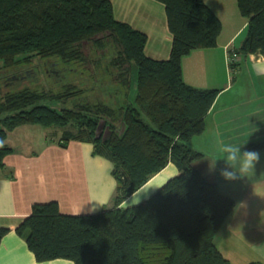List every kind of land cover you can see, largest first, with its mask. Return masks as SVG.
I'll list each match as a JSON object with an SVG mask.
<instances>
[{
    "label": "trees",
    "instance_id": "16d2710c",
    "mask_svg": "<svg viewBox=\"0 0 264 264\" xmlns=\"http://www.w3.org/2000/svg\"><path fill=\"white\" fill-rule=\"evenodd\" d=\"M156 1L173 36L163 61L145 54L146 34L118 21L110 0H0V71L18 73L39 58L62 72L49 75L61 81L60 92L25 83L0 94V168L14 153L8 134L38 125L55 129L61 147L92 143L117 182L113 206L97 213L64 214L55 200L33 205L15 231L38 262L231 264L216 236L236 201L196 168L204 153L191 145L220 90L195 88L182 76L185 55L217 46L222 21L204 0ZM237 4L248 23L236 53L264 55V0ZM262 149L264 142L248 148ZM170 163L176 176L148 199L122 206ZM9 232L0 228V243Z\"/></svg>",
    "mask_w": 264,
    "mask_h": 264
},
{
    "label": "crops",
    "instance_id": "0c3cea01",
    "mask_svg": "<svg viewBox=\"0 0 264 264\" xmlns=\"http://www.w3.org/2000/svg\"><path fill=\"white\" fill-rule=\"evenodd\" d=\"M110 1L118 21L146 34L145 54L154 60H168L173 36L164 4L156 0ZM204 1L222 21V32L216 47L195 49L183 57L182 76L190 86L219 89L220 93L205 117L204 132L191 140V145L204 153L195 166L224 195L236 201L223 225L225 236L232 240L229 248L241 252L246 260L242 264H264V149L257 150L260 161L253 172L231 181L220 175L225 163L219 151L221 141L243 144L242 151L264 142V55H240L233 72L228 51L236 52L242 45L246 35L241 36L247 30L248 19L237 10L234 0ZM221 2L226 6L220 7ZM31 137L30 134L28 139L19 138L20 144L31 143ZM15 138L11 141L14 153L5 157V167L0 168V228L10 230L0 243V264H74L64 259L38 262L15 230L30 215L35 203L55 200L61 212L69 215L111 208L117 188L113 165L94 155L92 143L73 140L67 147H61L59 139L52 138L39 150L22 151ZM177 174V167L168 164L122 206L148 199Z\"/></svg>",
    "mask_w": 264,
    "mask_h": 264
},
{
    "label": "rangeland",
    "instance_id": "374dc122",
    "mask_svg": "<svg viewBox=\"0 0 264 264\" xmlns=\"http://www.w3.org/2000/svg\"><path fill=\"white\" fill-rule=\"evenodd\" d=\"M236 1L235 0L233 1L234 4H237V3H235ZM224 6H226V3L220 4V7H224ZM236 6H238V4ZM237 10H239V9H237ZM245 35H246V30H244L243 35L241 37H244ZM240 39L241 38H239L238 41H240ZM237 43H239V42H237ZM85 52H88L89 54L92 53L91 48L89 46L85 45ZM97 55L103 56V53L100 52V53H97ZM112 55L113 54L107 52L106 58L110 59L112 57ZM104 61H108V59H105ZM25 66L26 67L19 69V71H21V72H28L29 71L33 75L29 76L25 80H13V81H11L10 85H18V87H20L19 85H22L25 83H32V85L30 86L32 89H37V90H41V91L45 90L46 93H48L50 91H53V92H58V91L60 92L61 91L60 90L61 85H59L61 83V81H56L52 78V77H56V76L58 78L62 77L61 76L62 72L58 71L56 69V66H52L50 63H45L44 60L39 59V58H34L30 65H25ZM11 70H13V69H11ZM3 72H5V68H2L0 71V73H3ZM6 72H7V70H6ZM46 73H48V74H46ZM17 74L18 73L16 71H13V73H11L9 75V77L17 76ZM49 75H51L52 77H49ZM135 82H136V72L133 71V83L135 84ZM257 83L259 84L258 81H257ZM245 88H248V85ZM260 89H263V88H260ZM103 127L104 126L101 123L99 126V133L100 134L103 133L104 137H107V132L106 131L103 132L104 131ZM54 131H55V129H53V128H44V127L38 126V125H25V126H22L18 129H16L12 133H10L6 143L10 146H13V144H11V141H13V139L16 137L14 142L16 144H20L19 138H21L22 140L28 139L29 135L31 134V136H32L31 137V143H27V144L21 143L20 145H22V146L21 147L19 146L18 149L22 150V151H25L26 149L39 150L44 145V142L47 139H52V137H53L52 135L54 134ZM234 197H235V195H234ZM223 228L224 227H222L220 229L218 235L216 236V244L218 245V247L220 248V250L222 251V253L224 254V256L226 258H231L233 264H242L243 262L245 263L246 260L244 259V256L242 257V254H240L241 252H233L232 251L233 248H231V249L229 248V246H231L230 244H231L232 240L230 239V237L225 236ZM246 255H248V254H246ZM249 256L251 257V254H249Z\"/></svg>",
    "mask_w": 264,
    "mask_h": 264
},
{
    "label": "clouds",
    "instance_id": "9594fccd",
    "mask_svg": "<svg viewBox=\"0 0 264 264\" xmlns=\"http://www.w3.org/2000/svg\"><path fill=\"white\" fill-rule=\"evenodd\" d=\"M242 146L243 144L220 142L219 151L225 163L220 175L225 180L231 181L247 177L249 172H253L255 165L259 163L260 153L255 150L242 151Z\"/></svg>",
    "mask_w": 264,
    "mask_h": 264
},
{
    "label": "flooded vegetation",
    "instance_id": "af4514ba",
    "mask_svg": "<svg viewBox=\"0 0 264 264\" xmlns=\"http://www.w3.org/2000/svg\"><path fill=\"white\" fill-rule=\"evenodd\" d=\"M34 73V72H33ZM19 74V75H18ZM17 76L9 77L10 74L3 72L0 74V94L11 84L13 80H25L33 74L31 72H21L19 71Z\"/></svg>",
    "mask_w": 264,
    "mask_h": 264
},
{
    "label": "built area",
    "instance_id": "2783aa9c",
    "mask_svg": "<svg viewBox=\"0 0 264 264\" xmlns=\"http://www.w3.org/2000/svg\"><path fill=\"white\" fill-rule=\"evenodd\" d=\"M227 59L229 65L231 66L233 64H237L240 61V55L234 52L233 50L228 51Z\"/></svg>",
    "mask_w": 264,
    "mask_h": 264
}]
</instances>
